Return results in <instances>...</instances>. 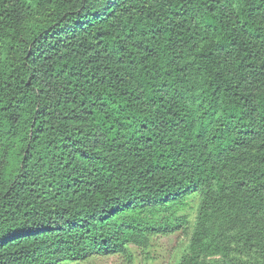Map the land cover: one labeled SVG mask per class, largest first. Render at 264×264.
Segmentation results:
<instances>
[{
  "label": "trees",
  "instance_id": "trees-1",
  "mask_svg": "<svg viewBox=\"0 0 264 264\" xmlns=\"http://www.w3.org/2000/svg\"><path fill=\"white\" fill-rule=\"evenodd\" d=\"M192 229L264 260V0H0V264Z\"/></svg>",
  "mask_w": 264,
  "mask_h": 264
},
{
  "label": "rangeland",
  "instance_id": "rangeland-1",
  "mask_svg": "<svg viewBox=\"0 0 264 264\" xmlns=\"http://www.w3.org/2000/svg\"><path fill=\"white\" fill-rule=\"evenodd\" d=\"M191 202V200H190ZM193 210L190 211L191 225L195 224L196 212L200 205L197 198L193 201ZM192 230L189 232H179L170 236L154 235L151 237L150 246L136 247L130 246V258L124 255H94L83 262H69L68 264H180L187 254L191 242ZM260 264H264V260Z\"/></svg>",
  "mask_w": 264,
  "mask_h": 264
}]
</instances>
